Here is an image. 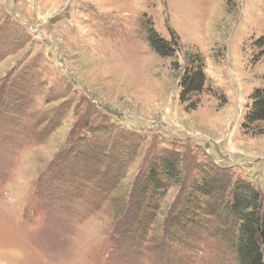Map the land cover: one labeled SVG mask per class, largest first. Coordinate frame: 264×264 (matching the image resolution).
<instances>
[{"label": "rangeland", "instance_id": "374dc122", "mask_svg": "<svg viewBox=\"0 0 264 264\" xmlns=\"http://www.w3.org/2000/svg\"><path fill=\"white\" fill-rule=\"evenodd\" d=\"M190 47L206 82L186 110ZM259 87L264 0H0V264H239Z\"/></svg>", "mask_w": 264, "mask_h": 264}, {"label": "trees", "instance_id": "16d2710c", "mask_svg": "<svg viewBox=\"0 0 264 264\" xmlns=\"http://www.w3.org/2000/svg\"><path fill=\"white\" fill-rule=\"evenodd\" d=\"M150 47L160 56H173L179 38L170 33L171 40L159 36L153 26L146 30ZM181 46V45H179ZM185 67L180 77V101L186 110L197 107L199 100L190 99L204 90L206 76L204 74V59L194 47L184 50ZM192 96V97H191ZM251 107L246 113V120L255 126L253 134H262L264 130L258 124L264 123V87L256 88L250 96ZM240 187V186H239ZM235 191L231 209L238 213L239 227L236 251L239 264H264V200L259 191L250 185H243ZM237 193H239L237 195Z\"/></svg>", "mask_w": 264, "mask_h": 264}]
</instances>
